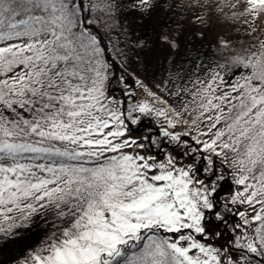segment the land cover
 <instances>
[{
  "label": "snow or ice",
  "instance_id": "obj_1",
  "mask_svg": "<svg viewBox=\"0 0 264 264\" xmlns=\"http://www.w3.org/2000/svg\"><path fill=\"white\" fill-rule=\"evenodd\" d=\"M0 264H264V0H0Z\"/></svg>",
  "mask_w": 264,
  "mask_h": 264
},
{
  "label": "rangeland",
  "instance_id": "obj_2",
  "mask_svg": "<svg viewBox=\"0 0 264 264\" xmlns=\"http://www.w3.org/2000/svg\"><path fill=\"white\" fill-rule=\"evenodd\" d=\"M209 37H212L215 34H229L234 31V26L224 24V23H215L212 22L207 28L204 29ZM207 46V45H206ZM199 47V45H197ZM116 71L119 72V67L116 68Z\"/></svg>",
  "mask_w": 264,
  "mask_h": 264
}]
</instances>
